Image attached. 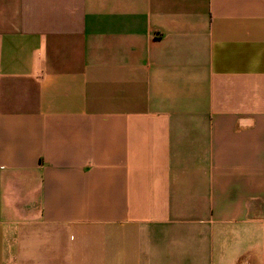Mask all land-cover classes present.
<instances>
[{"label":"crops","instance_id":"1","mask_svg":"<svg viewBox=\"0 0 264 264\" xmlns=\"http://www.w3.org/2000/svg\"><path fill=\"white\" fill-rule=\"evenodd\" d=\"M0 264H264V0H0Z\"/></svg>","mask_w":264,"mask_h":264}]
</instances>
